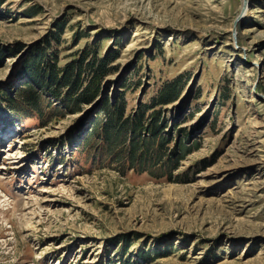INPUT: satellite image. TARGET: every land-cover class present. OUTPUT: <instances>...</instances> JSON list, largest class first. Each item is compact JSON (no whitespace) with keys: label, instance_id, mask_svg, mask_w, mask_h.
<instances>
[{"label":"rangeland","instance_id":"obj_1","mask_svg":"<svg viewBox=\"0 0 264 264\" xmlns=\"http://www.w3.org/2000/svg\"><path fill=\"white\" fill-rule=\"evenodd\" d=\"M88 47L127 113L184 75L164 119L186 154L171 180L122 175L79 152L96 103L54 100L43 128L0 112V264H264V0H0V97L37 49Z\"/></svg>","mask_w":264,"mask_h":264},{"label":"trees","instance_id":"obj_2","mask_svg":"<svg viewBox=\"0 0 264 264\" xmlns=\"http://www.w3.org/2000/svg\"><path fill=\"white\" fill-rule=\"evenodd\" d=\"M115 59L88 47L75 61L58 66L57 56L48 61L43 50L37 49L26 70L28 83L14 92V97H0L1 116L5 112L18 123L35 120L36 126L43 128L63 116L54 100L67 102L74 112L96 103L99 110L83 139L80 154L100 159L101 165L114 167L122 175L130 171L171 180L187 148L181 142L180 148L169 155L172 140L166 133L169 129L164 108L180 98L184 75L163 82L146 104L127 113L123 97L115 101L101 97L107 77L115 72ZM122 88L125 91L128 84L123 82Z\"/></svg>","mask_w":264,"mask_h":264},{"label":"water","instance_id":"obj_3","mask_svg":"<svg viewBox=\"0 0 264 264\" xmlns=\"http://www.w3.org/2000/svg\"><path fill=\"white\" fill-rule=\"evenodd\" d=\"M240 16L234 21V26L236 25L237 21L239 20Z\"/></svg>","mask_w":264,"mask_h":264},{"label":"bare ground","instance_id":"obj_4","mask_svg":"<svg viewBox=\"0 0 264 264\" xmlns=\"http://www.w3.org/2000/svg\"><path fill=\"white\" fill-rule=\"evenodd\" d=\"M3 136H4V135L2 134L1 138H2ZM0 140H2V139H0ZM22 146H23V145H21V146L19 147L20 150H21Z\"/></svg>","mask_w":264,"mask_h":264}]
</instances>
